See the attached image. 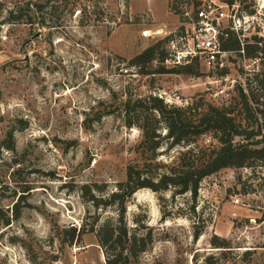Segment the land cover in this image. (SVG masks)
I'll use <instances>...</instances> for the list:
<instances>
[{"label":"rangeland","instance_id":"obj_1","mask_svg":"<svg viewBox=\"0 0 264 264\" xmlns=\"http://www.w3.org/2000/svg\"><path fill=\"white\" fill-rule=\"evenodd\" d=\"M194 1L0 0V264H104L96 231L119 210L97 209L91 196L108 198L127 165L155 175L187 148H168L161 126L152 156L118 110L124 98L166 103L174 94L175 106L225 109L246 132L264 133V58L257 53L233 54L220 70L192 61L196 74L159 73L173 67L159 59L143 69L130 64L159 41L167 48L189 21L174 4ZM231 1L241 14L257 15V35L250 28L245 41L256 35L264 42V0ZM143 115L155 125L147 108ZM198 143L218 145L212 134ZM123 222L129 233L151 236L136 264H264V163L205 177L195 198L141 188L127 198ZM83 225L94 230L70 241L71 228Z\"/></svg>","mask_w":264,"mask_h":264},{"label":"trees","instance_id":"obj_2","mask_svg":"<svg viewBox=\"0 0 264 264\" xmlns=\"http://www.w3.org/2000/svg\"><path fill=\"white\" fill-rule=\"evenodd\" d=\"M170 38H168L166 47ZM252 39V43L244 40L245 54L251 57L257 53V58H264L263 39L256 35ZM163 41L143 49L130 60V64L143 69L155 59L164 63L169 58V52L168 48L160 49ZM222 48L238 54L241 49L240 41L233 33H229L228 37L222 40ZM192 61L200 65L199 61L193 58L188 63L174 65L172 68L160 66L156 71L196 74L194 67L191 66ZM143 71L149 73L147 70ZM241 95L243 106L249 109L245 93ZM144 108L154 115V126L149 125L144 117ZM118 110L125 118L126 126L134 125L141 131L140 144L146 150L151 151L152 156L162 145L160 134L157 132L161 126L166 129L165 137L170 140L168 148L177 145H184L187 148L179 152L175 162L162 164L166 170L157 172L155 175L145 174L141 169H136L129 164L125 169L124 181L117 183L116 189L108 194V198L91 196L90 200L95 208L116 204L119 210L116 219L104 220L96 231L97 242L104 255V264H136L139 254L146 251L151 243L150 234L129 233L123 222L127 198L137 190L149 188L159 192L174 188L175 193L190 192L195 198L199 184L205 177L223 168L251 166L254 161L264 163V133L260 130H257V134L246 132L241 123L237 122L234 116L225 109L213 106L199 107L197 104H190L187 107L175 106V104L163 103L162 99L156 96H150L147 101L141 98L136 100L130 97L124 98ZM132 113H138L136 118L133 119L130 116ZM204 134H212L218 145L199 144L198 139ZM254 135L260 138L255 142H249ZM237 137H241L240 140H236ZM156 165L160 164L156 163ZM93 230V225L89 229H86L84 225L78 230L73 227L70 241L74 239L77 241L84 232ZM200 233L196 230L194 237L197 238ZM223 241L217 243L213 240L211 243L215 247H229L227 242Z\"/></svg>","mask_w":264,"mask_h":264},{"label":"built area","instance_id":"obj_3","mask_svg":"<svg viewBox=\"0 0 264 264\" xmlns=\"http://www.w3.org/2000/svg\"><path fill=\"white\" fill-rule=\"evenodd\" d=\"M174 6L189 17V21L182 33L174 34L168 42L169 58L165 63L170 65L188 63L196 58L207 69H223L230 57L237 53L223 49L222 40L233 33L241 45L238 55H244V38L250 35L246 32L252 28V32L257 35V15L241 14L236 2L195 0L190 4L183 2ZM248 61L249 66H257V58H248ZM241 77L238 76V79ZM243 91L247 93L246 89ZM173 98L177 100L179 96L173 94ZM173 98L169 96L164 100L167 104H175ZM235 203H238V199Z\"/></svg>","mask_w":264,"mask_h":264}]
</instances>
